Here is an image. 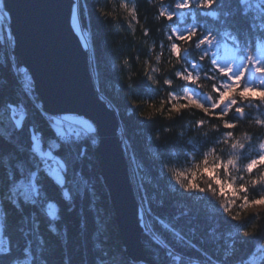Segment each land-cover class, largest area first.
<instances>
[{"label": "snow or ice", "instance_id": "6c2138e0", "mask_svg": "<svg viewBox=\"0 0 264 264\" xmlns=\"http://www.w3.org/2000/svg\"><path fill=\"white\" fill-rule=\"evenodd\" d=\"M147 2L164 37L143 53V76L165 93L152 102L137 101L131 75L125 80L127 95L121 96L120 87L115 98L100 92L97 52L83 23L87 0H72L68 10L96 103L117 122L114 131L129 164L145 248L154 264H264V225L254 222L264 215V97L241 95L264 92V0ZM117 7L145 40L153 35L147 22L141 23V0H119ZM10 15L7 0H0V22ZM31 27L43 36L52 22L38 15ZM122 63L129 65L127 59ZM3 69L17 88L12 98L0 87V264H49L46 234L63 243V264H70L65 213L77 216L85 245L90 236L92 264H147L128 255L127 245L116 249L109 244L115 212L105 207V196L109 204L112 197L104 175H95L102 168L98 152L106 139L99 120L46 106L14 42L0 64ZM162 71L167 74L160 76ZM193 110L202 114L191 122L193 134L180 132L162 149V134ZM137 114L157 171L152 195L141 175L144 164L127 136V121ZM158 115L173 124L150 130L144 122L154 124ZM181 155L190 166H170ZM209 167L235 195H221L211 180L186 188L171 179L172 173L190 176Z\"/></svg>", "mask_w": 264, "mask_h": 264}, {"label": "water", "instance_id": "95a60500", "mask_svg": "<svg viewBox=\"0 0 264 264\" xmlns=\"http://www.w3.org/2000/svg\"><path fill=\"white\" fill-rule=\"evenodd\" d=\"M72 0H7L11 15L8 30L15 43V52L23 65L36 78L37 91L52 108H70L97 118L106 137L99 149L101 174L111 192V207L122 247L128 255L147 260L136 220L138 201L129 182V164L121 152L116 120L97 105L94 84L89 82L86 60L78 37L70 31L68 10ZM40 16L52 22L50 31L38 36L32 21ZM100 174V175H101Z\"/></svg>", "mask_w": 264, "mask_h": 264}, {"label": "trees", "instance_id": "16d2710c", "mask_svg": "<svg viewBox=\"0 0 264 264\" xmlns=\"http://www.w3.org/2000/svg\"><path fill=\"white\" fill-rule=\"evenodd\" d=\"M118 2L119 0H87L88 13L85 16L83 23L97 52L100 72L98 81L100 92L105 96L115 98L117 95V87H120L124 90L123 93H121V96L127 95L129 89H127L125 85V80L131 75V82L133 84V89L131 91L137 101L146 100L152 102L153 100H159L165 95V93L159 91L163 86L152 85L151 82L143 76L142 61L146 58L143 53L147 45L151 44L153 40L158 44L161 39H164L160 31L163 26L160 22L153 19L155 9L148 5L147 0H141V23L143 24L146 21L148 26L153 30V35L145 40L139 30V26H130L125 20L124 13L117 7ZM166 2L172 3L173 0H166ZM101 9L103 12H108V16L102 15ZM165 43H167L166 40ZM10 48L11 46L8 41L2 42L0 40V64H3L5 61L6 53ZM190 51L195 55L194 46ZM137 54H139V60H137ZM125 59L129 61L128 66H125L122 63ZM161 68L166 69L167 65L162 64ZM166 74V71H162L159 75L163 76ZM0 87L5 90L6 95L15 98L14 93L17 85L6 69L0 70ZM177 87L179 86L177 85ZM127 106L131 107V104H128ZM146 108V104L142 105V110H145ZM201 115L202 114L199 113L198 110H193L185 113L184 117L176 121L175 124L171 121L164 120L163 117L159 115L155 118L154 124L149 121H145L144 123L145 125L151 124L150 130L160 128L166 124H173L171 132L164 133L161 136L160 143L163 149L165 147V142H167L168 146H171V142L179 136L180 132H186L187 135H192L191 122L199 118ZM139 119L141 118L137 114L134 118L127 121V136L136 152L138 161L144 164V171L141 175L145 178V186L149 195H152L156 191L155 177L157 171L149 159L150 150L146 144L144 135L141 133L139 125L135 122ZM204 130L206 131L207 129ZM242 130L243 128L241 131ZM187 135L185 136V139H187ZM176 147H178V145H176ZM170 166L182 168L189 167L190 165L185 161L183 155H181L179 158H174ZM100 174L101 168L96 170L95 175L99 176ZM98 187L100 186L98 185ZM105 207H111L106 196ZM89 222L91 227V214H89ZM254 222L258 225H264V215ZM64 223L67 224L68 228L66 251L68 258L70 259V264H92L94 253L92 252L91 238L89 236L87 245H85L84 238L79 235L77 216L74 213H65ZM45 239L48 241L49 250L45 255L49 260V264H63L65 252L63 243L58 239L49 237L47 234L45 235ZM141 240L144 245L146 257L154 263L152 259L153 254L145 248V240L143 236H141ZM109 244L116 249L122 248L115 217ZM160 264H163V261H161Z\"/></svg>", "mask_w": 264, "mask_h": 264}, {"label": "clouds", "instance_id": "9594fccd", "mask_svg": "<svg viewBox=\"0 0 264 264\" xmlns=\"http://www.w3.org/2000/svg\"><path fill=\"white\" fill-rule=\"evenodd\" d=\"M101 14L103 15V11L101 10ZM241 95H249L254 99H260L264 97V92L260 93H242ZM189 103H192L191 100H189ZM262 177H264V173H262ZM171 179L176 181L177 183L182 184L183 186L191 187L193 186L197 181L203 184H207L209 180H211L213 183L217 184V186L220 189V194L224 195H235V192L232 191L230 185H228L227 181L225 180L224 183H221L219 178L215 176L214 169L212 167L205 168L199 173L192 172L189 175H184L182 173H172ZM261 203H264V201H261Z\"/></svg>", "mask_w": 264, "mask_h": 264}, {"label": "rangeland", "instance_id": "374dc122", "mask_svg": "<svg viewBox=\"0 0 264 264\" xmlns=\"http://www.w3.org/2000/svg\"><path fill=\"white\" fill-rule=\"evenodd\" d=\"M8 25H9V19L8 18H5L2 22H0V40L2 42L8 41L9 45L12 47L13 39L9 33Z\"/></svg>", "mask_w": 264, "mask_h": 264}]
</instances>
